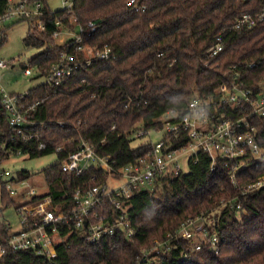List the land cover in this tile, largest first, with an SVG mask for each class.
Masks as SVG:
<instances>
[{
	"label": "trees",
	"instance_id": "obj_1",
	"mask_svg": "<svg viewBox=\"0 0 264 264\" xmlns=\"http://www.w3.org/2000/svg\"><path fill=\"white\" fill-rule=\"evenodd\" d=\"M27 1L42 7L40 15L15 21L28 23L24 44L40 49L24 68L31 66L46 78L65 48L54 37L57 21L70 28L73 17L83 26L95 22L89 43L109 46L113 53L75 71L61 84L43 82L30 88L27 103L37 105L29 112L22 134L10 125L0 90V166L19 152L31 158L56 154L58 162L43 174L48 184L45 194L52 197L51 206L58 213L71 211L75 193L109 180L95 165L81 174L63 171V161L81 140L94 144L100 156L111 157L118 167L131 164L151 148L150 142L134 146V133L161 129L169 110L183 116L191 101L214 95L231 64L243 68L249 78L264 77V23L235 28L244 13L264 10V0H137L145 7L140 11L128 6L130 0H69L72 8L60 10H53L49 0ZM9 6V0H0V16ZM9 27L0 29V44L5 43ZM219 40L225 49L209 57V49ZM253 62L257 67L247 69ZM252 121L264 147V119ZM31 133L35 136L25 140L23 134ZM167 138L172 149L189 139L172 134ZM42 143L45 147L40 149ZM58 146L64 151L56 153ZM19 174L20 180L31 176L30 171ZM263 175L264 154L238 173L235 186L223 161L218 160L212 170L211 157L200 152L197 160H189L188 171L159 175L152 185L122 198L121 208L109 198L97 206L93 212L116 228L113 235L92 242L88 226L77 227L71 221L59 228L56 257L32 249L9 251L0 264H146L145 259L151 261L148 264H264V188L244 192ZM0 200V216L4 208L19 204L2 182ZM201 215L210 216L209 237L169 236ZM122 216L133 235L119 225ZM11 232V225L0 219V236ZM213 234L218 238L216 248L211 243ZM165 241L170 242L169 251H152L156 242Z\"/></svg>",
	"mask_w": 264,
	"mask_h": 264
},
{
	"label": "built area",
	"instance_id": "obj_2",
	"mask_svg": "<svg viewBox=\"0 0 264 264\" xmlns=\"http://www.w3.org/2000/svg\"><path fill=\"white\" fill-rule=\"evenodd\" d=\"M8 10L0 16V26L9 22L22 19L30 20L41 14V3L32 4L27 0H9ZM65 8H72V3L66 0ZM128 6L136 11L145 10L137 0H130ZM258 23H264V10L257 13H244L235 24V28H251ZM72 27L68 28L57 21L59 29L55 30L54 37L59 44L65 45L59 58L51 65L46 83L61 84L71 78L75 71L89 67L97 60H106L113 56L109 46L100 47L91 45L89 38L96 31L95 22H89L86 26L79 23L76 17L71 21ZM38 27L44 29L43 23ZM225 49V44L219 40L209 49V57L219 55ZM8 63L0 60V68H5ZM247 69L254 70L257 63L248 64ZM25 74H32V67L25 68ZM223 82L209 98L195 99L190 102L186 113L180 116L176 109H171L162 117L166 125V134L160 140H151V148L146 155L135 162L118 167L117 162L111 157L100 156L95 145L87 140H81L77 149L68 153L62 163L65 172L81 174L85 168L95 165L103 169L109 179L122 180L118 186L111 187L108 183L94 185L85 192H77L73 196V206L68 213H58L56 207H52V197L46 194H38L30 188L24 203L15 206L19 216V229L11 232L10 236H0V259L9 251L32 249L39 255L56 257L55 243L57 234L62 224L71 221L77 227L88 226L92 242H98L106 235H113L115 227L109 222L99 219V215L93 212L106 198L117 207H122V198L130 197L135 189L152 185L154 180L162 174H176L181 169V158L189 156L197 160L200 152H206L212 159V170L215 169L218 160L224 162L230 174L232 184L238 186V173L254 159L264 154L256 125L252 119L258 117L264 119V77L258 80L245 76L243 68L237 64H231L224 73ZM3 94V106L9 113V122L15 130L22 134L23 126L29 123L28 114L37 104L28 105L27 94L7 91L0 85ZM151 130L142 129L138 136L150 135ZM172 134L174 138L182 135L189 137L188 142L177 149H172L171 140L167 138ZM35 135L23 134L25 140ZM42 143L39 148H44ZM64 151L63 146H58L56 153ZM17 155H22L19 152ZM84 164V165H83ZM86 164V165H85ZM0 182L4 183L10 193L16 197L21 189L29 187L27 180H20L10 169L0 166ZM264 188V175L255 182L249 184L244 192ZM43 195L40 201L36 197ZM29 196V197H28ZM239 207V205H238ZM205 216L201 215L189 219L175 234L170 237L192 238L194 235L209 237L206 223H201ZM96 220V222L94 221ZM201 223V224H200ZM10 224V223H9ZM88 224V225H87ZM119 225L125 228L130 235L133 230L129 222H125L122 216ZM218 238L213 234L212 245L216 248ZM171 248L170 242H156L152 249L158 253L167 252ZM201 249V245L197 246ZM149 254V252L147 253ZM146 260V264L149 260ZM148 262V263H147Z\"/></svg>",
	"mask_w": 264,
	"mask_h": 264
},
{
	"label": "rangeland",
	"instance_id": "obj_3",
	"mask_svg": "<svg viewBox=\"0 0 264 264\" xmlns=\"http://www.w3.org/2000/svg\"><path fill=\"white\" fill-rule=\"evenodd\" d=\"M65 1L66 0H49V4L53 10H60L66 7L67 3H65ZM5 26L10 27L6 32L7 39L5 43L0 44V60L6 61L8 66L0 68V85L9 92L24 93L30 88H33L45 81L44 78L38 76V73L33 68L31 75L25 74V68L23 67V64L28 63L29 60L40 51V49L28 47L24 44L23 39L28 32L27 22H9ZM1 28L2 27L0 26V29ZM11 60L14 62L13 65L9 64ZM150 130V135L141 137L138 136V131L135 132L132 136L133 145L140 146L144 143L150 142L151 140L162 139L166 134V125L164 124V127L161 129L152 128ZM57 162L58 156L56 154L41 156L39 158H31L27 154H24L12 155L2 164L3 167L10 169L18 177L20 175L19 172L21 171H30L31 173V176L26 179L29 187L21 189L20 192H18L16 195V203H24L26 201V196L30 191V188L35 189L38 194H45L48 191V184L43 174V170ZM181 166L184 171L189 170V156L185 155L181 158ZM122 182V180L109 179L107 183L111 185V187H114L118 186ZM0 219L10 223L12 232L19 229V216L16 213L14 206L4 208ZM209 221L210 216H205L201 223L205 224ZM149 263H151V261H149Z\"/></svg>",
	"mask_w": 264,
	"mask_h": 264
},
{
	"label": "crops",
	"instance_id": "obj_4",
	"mask_svg": "<svg viewBox=\"0 0 264 264\" xmlns=\"http://www.w3.org/2000/svg\"><path fill=\"white\" fill-rule=\"evenodd\" d=\"M23 93V92H22Z\"/></svg>",
	"mask_w": 264,
	"mask_h": 264
}]
</instances>
